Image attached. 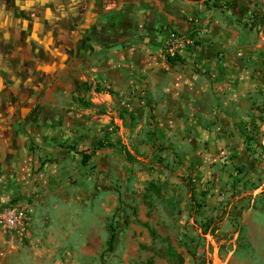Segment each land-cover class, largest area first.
<instances>
[{
  "label": "rangeland",
  "instance_id": "374dc122",
  "mask_svg": "<svg viewBox=\"0 0 264 264\" xmlns=\"http://www.w3.org/2000/svg\"><path fill=\"white\" fill-rule=\"evenodd\" d=\"M246 23L243 29L255 38L232 53L252 52L253 62L230 63L223 47L215 60L204 61L197 46L179 64L190 74L182 83L193 86L197 76L201 84L213 83L231 64L236 72L247 65L258 72L261 97L237 138L212 121L209 108L199 120L190 99L170 114L146 103L136 106L147 100L150 73L119 63L114 54L93 53L98 79L62 99L83 100L78 110L61 115L71 124L72 113L79 114V126L60 129L53 146L59 153L48 156L28 136L26 158H14L10 180H0V200H71L68 211L50 220L52 228L43 220L46 230L31 236L29 212L27 235L17 238L0 264H264V21L255 29ZM107 64L124 72V90L103 79ZM95 90L108 107L93 108ZM87 107L91 113L83 114ZM159 114L172 117L161 120ZM83 155L89 156L86 165ZM112 231L116 241L109 250Z\"/></svg>",
  "mask_w": 264,
  "mask_h": 264
},
{
  "label": "crops",
  "instance_id": "0c3cea01",
  "mask_svg": "<svg viewBox=\"0 0 264 264\" xmlns=\"http://www.w3.org/2000/svg\"><path fill=\"white\" fill-rule=\"evenodd\" d=\"M84 2L86 6L84 19L89 20L88 22L97 16L101 10L108 15L109 19H105L104 22L105 32L96 36L94 27L89 24H82L80 28L84 29L85 42L81 41V37L77 34L74 36L69 34L71 25L67 26L66 30L56 29L57 34L55 35L57 36L58 32H64L66 36L63 37L58 35L51 39L39 35L41 43L45 46L50 44L51 51L53 49L49 64L46 65L47 56V60L42 57L39 60L42 68L50 72L45 76L44 82L47 86L42 92V98L22 125L17 142L14 143L13 150L9 153L11 155L7 156L9 162H5L7 174L1 176L0 180L2 178L5 181L10 180L9 175L13 171L9 167L12 168L14 158H26L27 154L22 151V146L28 136H31L40 146L45 147L46 150L41 152L44 153L43 155L59 153L53 147L59 141V130L79 126L75 119L80 116L72 113V118L69 119L73 120V123L70 124L69 121L66 122L68 120L65 119L66 117L61 116L62 110L67 108L78 110L79 102H83L79 98V102L73 100L68 104L62 102V99L68 94L75 93V91L78 93L87 84V81L98 79V73L95 72L97 68L93 66L95 61L92 58L95 52H98L94 56L95 58L114 54L115 58L119 59V63L130 62L131 65L145 69L150 73L152 85L147 90V100L145 102L136 101V106L146 103L148 106L167 110V114H170L171 109H180L190 99L196 106L199 120L207 116L205 108H209L212 121H215L217 125H226L225 131L230 130V133L234 134L236 138L237 133L239 134V125L252 122L253 113L256 112V102L261 96L259 94L260 85L258 86L256 79L258 72L251 66H243L236 72L231 64L224 70L221 69L213 83L201 84L202 81L197 76L194 77L196 85H186L182 83L181 79L186 78L187 75L190 76V74L186 69L179 66V64L183 65L182 62L170 63L167 59L166 61L162 60L160 50L162 35L165 33L164 29L175 28L194 37L197 46H199L198 57L201 60H215L217 50L223 47V49L225 48L226 59L230 63L234 60L253 62L255 54L252 52L242 50L239 51L240 54L238 55L232 53V50L243 47L245 43L255 38L253 33L243 29V24L247 25L246 22L250 21L253 23V29H255L256 23L264 21V0H84ZM69 3L74 11L83 12L79 0H69ZM126 4L132 7L130 10L132 18L129 23V18H126L124 14ZM76 7L78 8L74 9ZM114 8L116 12L111 13ZM154 9L164 13L168 19V26H165L164 23H152L146 19L149 11L152 12ZM92 10H96V14H92ZM193 19L197 20L201 29L194 30V25L191 22ZM58 44L61 46L57 47ZM125 44L131 45L122 49ZM62 51L72 56L66 64L60 63ZM188 52L181 58L183 61ZM89 70H93L94 74H90ZM103 71V79L107 78L113 82L116 86L115 89L120 91L125 89L123 85L125 81L124 72L119 69L112 72L108 64L103 67ZM51 77L55 79L51 81ZM171 80L176 81V84H169ZM118 85H120L119 88ZM95 92L97 94L92 103L98 104H94L93 108H99L101 105L108 107L109 104L98 102L100 93L98 90ZM27 112L28 110H25L24 115ZM82 113L90 114L89 107ZM170 117L172 116L164 117L159 114L161 120L170 119ZM1 146L5 147V144L2 143ZM10 201L12 200H0V205ZM31 201L30 205L26 202H15V204L26 206L32 215L30 236L35 231L46 230L47 227L44 228L43 220L48 219V229L52 228L50 220L55 215L66 214L67 206L71 202V200ZM14 242L16 245L17 238L15 236L0 230V263L3 261L4 253L6 255L9 253Z\"/></svg>",
  "mask_w": 264,
  "mask_h": 264
},
{
  "label": "flooded vegetation",
  "instance_id": "af4514ba",
  "mask_svg": "<svg viewBox=\"0 0 264 264\" xmlns=\"http://www.w3.org/2000/svg\"><path fill=\"white\" fill-rule=\"evenodd\" d=\"M79 1L82 13L74 11L69 0H0V177L7 174V156L11 155L9 153L17 142L23 123L42 98V92L47 86L45 76L50 72L42 68L39 60L47 56L46 65L49 64L53 49L51 51L50 44L43 45L39 35L51 39L58 35L63 37L66 36L64 32L55 35L56 29L66 30L71 25L69 34H77L85 42L84 29L80 25L89 24L94 27L96 36L105 32L104 22L108 15L101 10L88 22L84 19L85 2ZM124 7L129 23L132 7L128 4ZM115 12L114 8L111 13ZM91 13L96 14V10ZM146 19L168 26L167 17L157 9L149 11ZM60 57V63L66 64L72 56L62 51ZM54 79L51 77L50 80ZM25 110L28 112L24 115ZM2 143L5 147L1 146Z\"/></svg>",
  "mask_w": 264,
  "mask_h": 264
},
{
  "label": "built area",
  "instance_id": "2783aa9c",
  "mask_svg": "<svg viewBox=\"0 0 264 264\" xmlns=\"http://www.w3.org/2000/svg\"><path fill=\"white\" fill-rule=\"evenodd\" d=\"M163 53L166 57L183 58L190 48L197 47V41L193 36L175 32L165 28ZM196 30V28H194ZM31 223L29 211L24 205L7 203L0 205V230L8 232L16 238L27 235Z\"/></svg>",
  "mask_w": 264,
  "mask_h": 264
},
{
  "label": "trees",
  "instance_id": "16d2710c",
  "mask_svg": "<svg viewBox=\"0 0 264 264\" xmlns=\"http://www.w3.org/2000/svg\"><path fill=\"white\" fill-rule=\"evenodd\" d=\"M167 61L170 62V63H175L176 61H180L182 62L183 60L179 57H175V58H172V57H167ZM122 115V114H121ZM89 159V156L87 155H83L82 156V160H81V163L83 165H86L87 161ZM150 233L154 236V232L152 229H149ZM116 241V232L115 231H112L108 240H107V245H108V249L109 250H113V247H114V243ZM202 264V263H201Z\"/></svg>",
  "mask_w": 264,
  "mask_h": 264
}]
</instances>
